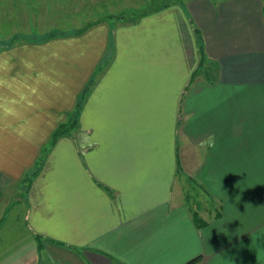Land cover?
I'll list each match as a JSON object with an SVG mask.
<instances>
[{
  "label": "crops",
  "instance_id": "obj_1",
  "mask_svg": "<svg viewBox=\"0 0 264 264\" xmlns=\"http://www.w3.org/2000/svg\"><path fill=\"white\" fill-rule=\"evenodd\" d=\"M182 176L210 207L192 210ZM196 257L264 264V0L0 47V264Z\"/></svg>",
  "mask_w": 264,
  "mask_h": 264
},
{
  "label": "rangeland",
  "instance_id": "obj_2",
  "mask_svg": "<svg viewBox=\"0 0 264 264\" xmlns=\"http://www.w3.org/2000/svg\"><path fill=\"white\" fill-rule=\"evenodd\" d=\"M184 0H0V47L10 40H42L51 34H74L88 24L106 22L116 25L131 22L153 9ZM15 41V42H17ZM14 42V43H15ZM189 205L197 202L210 207L209 195L197 184L182 176ZM27 188V187H26ZM44 258V257H43Z\"/></svg>",
  "mask_w": 264,
  "mask_h": 264
},
{
  "label": "trees",
  "instance_id": "obj_3",
  "mask_svg": "<svg viewBox=\"0 0 264 264\" xmlns=\"http://www.w3.org/2000/svg\"><path fill=\"white\" fill-rule=\"evenodd\" d=\"M168 5V4H167ZM166 6V5H165ZM163 7V6H162ZM160 8V7H159ZM159 8H156V9H153V10H157V9H159ZM141 15H138L137 17L135 16V17H132V19H130V21H136L139 17H140ZM90 25H91V23L90 24H88V26H86V28H88V27H90ZM85 28V29H86ZM81 31H83V30H78L76 33H80ZM196 34H197V39H198V42H199V46H200V51H201V55H202V57H201V61H200V65H199V67H201V66H203L204 65V62H205V57H204V55L202 54L203 53V46H202V40H201V38H200V36H199V31L197 30L196 31ZM56 35H60V34H56V33H54V34H49V35H46V37L45 38H42V39H47V38H50V37H53V36H56ZM15 41H17V40H15V39H13V40H10V44H5L4 46H8V45H12ZM18 42V41H17ZM77 121H78V111H75V113H73L72 115H71V117L69 118V120L67 121V122H65V123H62V124H60L57 128H56V130L54 131V133H53V135H52V138H51V144H53L60 136H63L64 134H68L71 130H73V128L75 127V125H76V123H77ZM50 144V146H52ZM47 150H48V148H46L45 150H44V152H43V155H42V158L41 159H39V161H37V163H36V165H35V169H33V171H31V172H27L26 173V175L24 176V180H25V183L26 184H28L30 181H31V179H32V176H34V175H36V173L38 172V170H39V168H40V166L42 165V163H43V159H44V157H45V155H46V153H47ZM28 185H26V187H27ZM197 220H199L198 222L199 223H201L200 221L202 220V219H200L198 216H197ZM200 257H196V258H194V259H192V260H190V261H188V262H186L185 264H198L199 262H200Z\"/></svg>",
  "mask_w": 264,
  "mask_h": 264
}]
</instances>
